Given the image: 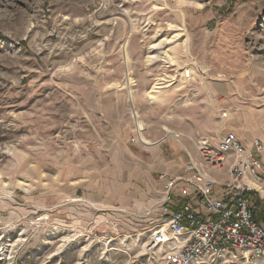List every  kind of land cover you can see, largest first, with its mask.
Listing matches in <instances>:
<instances>
[{"label": "rangeland", "instance_id": "1", "mask_svg": "<svg viewBox=\"0 0 264 264\" xmlns=\"http://www.w3.org/2000/svg\"><path fill=\"white\" fill-rule=\"evenodd\" d=\"M228 131L264 162V0H0V264H161L158 175Z\"/></svg>", "mask_w": 264, "mask_h": 264}, {"label": "built area", "instance_id": "2", "mask_svg": "<svg viewBox=\"0 0 264 264\" xmlns=\"http://www.w3.org/2000/svg\"><path fill=\"white\" fill-rule=\"evenodd\" d=\"M185 69L183 76L189 77ZM197 156L181 173H160L158 219L143 252L161 264H199L264 258V225L253 217L250 196L264 202V163L257 139L248 149L228 131L215 142L199 139ZM212 172L221 173V179Z\"/></svg>", "mask_w": 264, "mask_h": 264}, {"label": "trees", "instance_id": "3", "mask_svg": "<svg viewBox=\"0 0 264 264\" xmlns=\"http://www.w3.org/2000/svg\"><path fill=\"white\" fill-rule=\"evenodd\" d=\"M252 202L253 217L264 224V202L260 201L254 196H250Z\"/></svg>", "mask_w": 264, "mask_h": 264}, {"label": "bare ground", "instance_id": "4", "mask_svg": "<svg viewBox=\"0 0 264 264\" xmlns=\"http://www.w3.org/2000/svg\"><path fill=\"white\" fill-rule=\"evenodd\" d=\"M127 60H128V57H127ZM128 79V78H127ZM126 79V80H127ZM157 88H160V86L157 85V83L152 87L151 91H149L150 93L151 92H156V89ZM131 99L133 100V96H134V91L131 90ZM150 95V94H149ZM136 123H137V126L139 128V132H138V137H139V140L144 144V145H151L153 144V142L151 140H149L148 138H146L143 133H142V130L144 129V124L142 121H140L139 119L136 120ZM177 134H180V133H177Z\"/></svg>", "mask_w": 264, "mask_h": 264}, {"label": "crops", "instance_id": "5", "mask_svg": "<svg viewBox=\"0 0 264 264\" xmlns=\"http://www.w3.org/2000/svg\"><path fill=\"white\" fill-rule=\"evenodd\" d=\"M179 135H182V134H179ZM223 135V134H222ZM220 137V136H219ZM218 137V138H219ZM218 138H217V140H218ZM242 141V140H241ZM215 142V141H214ZM242 143H245L246 145V147L249 149H253V147H252V142H251V144H249V143H246V142H242ZM261 154V153H260ZM260 154H259V156H260ZM260 159H261V157H260ZM262 160V159H261ZM264 163V162H263ZM212 174L216 177V178H222L221 177V173H218V172H212ZM262 225H264L262 222H260Z\"/></svg>", "mask_w": 264, "mask_h": 264}]
</instances>
